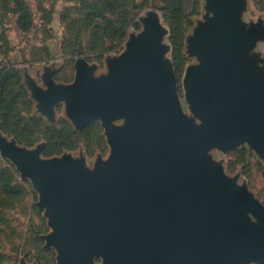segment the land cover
<instances>
[{
  "label": "water",
  "instance_id": "obj_1",
  "mask_svg": "<svg viewBox=\"0 0 264 264\" xmlns=\"http://www.w3.org/2000/svg\"><path fill=\"white\" fill-rule=\"evenodd\" d=\"M240 6L208 2L191 40L189 115L152 16L107 75L78 58L74 82L33 86L42 109L64 102L77 129L100 120L107 160L43 158L0 132L2 156L40 193L58 264H264V204L209 155L248 143L264 158V65L251 55L264 25L243 23Z\"/></svg>",
  "mask_w": 264,
  "mask_h": 264
},
{
  "label": "rangeland",
  "instance_id": "obj_2",
  "mask_svg": "<svg viewBox=\"0 0 264 264\" xmlns=\"http://www.w3.org/2000/svg\"><path fill=\"white\" fill-rule=\"evenodd\" d=\"M212 1L183 0L181 32L174 43L168 0H0V68L17 74L7 95L10 107L0 103V132L19 146L41 148L43 158L83 156L90 166L98 157L107 160L111 145L102 122L77 129L64 102L42 109L33 86L48 90L50 81L57 86L74 82L78 58L94 66L97 76L107 75L110 62L128 52L129 42L143 31V19L149 16L163 29L164 57L173 67L185 113L191 114L185 78L199 63L191 40L205 24ZM239 3L243 23L264 25V0ZM21 16L26 27L20 25ZM251 55L261 57L264 65V37ZM209 155L264 204V158L254 148L248 143L227 151L217 147ZM0 169L10 174L0 180V264H58L56 249L44 239L55 230L37 204L40 193L1 152Z\"/></svg>",
  "mask_w": 264,
  "mask_h": 264
},
{
  "label": "trees",
  "instance_id": "obj_3",
  "mask_svg": "<svg viewBox=\"0 0 264 264\" xmlns=\"http://www.w3.org/2000/svg\"><path fill=\"white\" fill-rule=\"evenodd\" d=\"M168 8H167V14L168 18L171 22V27L173 31V40L175 43V38L180 34L181 32V26H182V13H183V0H168ZM28 14V12H25ZM20 25L26 27V19L24 20V16L20 18L19 20ZM28 27V25H27ZM16 73L6 71L3 68H0V103L6 102V107L9 108L11 102L7 100V95L11 91V84L15 81ZM10 174H8L5 170L0 169V180H7L5 177H9ZM5 183V182H3ZM9 183V182H8ZM5 190H7L6 194L12 193L11 188L9 185L5 187ZM9 192V193H8Z\"/></svg>",
  "mask_w": 264,
  "mask_h": 264
},
{
  "label": "flooded vegetation",
  "instance_id": "obj_4",
  "mask_svg": "<svg viewBox=\"0 0 264 264\" xmlns=\"http://www.w3.org/2000/svg\"><path fill=\"white\" fill-rule=\"evenodd\" d=\"M95 260H96L97 263L101 262V258H99V257L96 258Z\"/></svg>",
  "mask_w": 264,
  "mask_h": 264
}]
</instances>
